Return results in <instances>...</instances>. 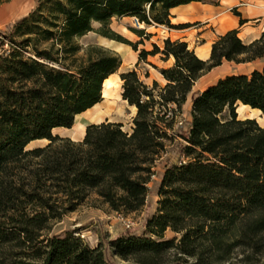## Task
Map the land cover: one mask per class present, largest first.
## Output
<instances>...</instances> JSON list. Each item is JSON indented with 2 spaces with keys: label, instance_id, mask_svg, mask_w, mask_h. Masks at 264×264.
<instances>
[{
  "label": "trees",
  "instance_id": "1",
  "mask_svg": "<svg viewBox=\"0 0 264 264\" xmlns=\"http://www.w3.org/2000/svg\"><path fill=\"white\" fill-rule=\"evenodd\" d=\"M194 1L206 0H36L29 14L0 31V264H118L101 247L75 250L51 229L92 192L116 211L147 204L164 143L144 129L146 99L123 93L138 108L132 132L109 120L89 123L81 141L53 131L71 128L79 114L102 101L104 81L122 65L117 52L97 43L84 46L81 38L96 32L138 50L137 42L112 29L114 18L178 28L171 9ZM132 30L141 42L149 36L145 27ZM163 44L141 49L140 60L174 56V67L163 69L168 87L177 82L170 76L175 69L184 72L189 90L224 61L264 62V30L251 42L237 28L219 35L208 59L186 41L167 37ZM185 101L186 94L180 106ZM241 104L264 115V65L227 74L194 95L182 133L184 159L165 169L158 212L147 219L157 239L119 235L111 244L113 257L167 264L168 252L176 250L194 258L192 264H211L235 247L263 251L264 126L257 118H240ZM43 139L49 142L29 148ZM168 229L182 233L181 239H164Z\"/></svg>",
  "mask_w": 264,
  "mask_h": 264
},
{
  "label": "rangeland",
  "instance_id": "2",
  "mask_svg": "<svg viewBox=\"0 0 264 264\" xmlns=\"http://www.w3.org/2000/svg\"><path fill=\"white\" fill-rule=\"evenodd\" d=\"M35 2L36 0H28L26 2L23 0H4L3 3H0V31L7 29L11 23L29 14L35 7ZM251 25L260 29L264 26V20L259 18L253 19ZM96 27L98 26L96 25ZM113 27L126 39L136 42L140 39L132 30L136 27L133 17L114 18ZM166 29L168 28L166 27ZM151 31L160 34V36L153 39L164 46L162 39L164 35L169 36V33L167 31L156 30L155 28H151ZM173 37L175 38L176 34H173ZM80 42L84 46L95 43L114 45L108 39L99 36L96 32L87 34L81 38ZM198 42L200 40H196V43ZM148 47L152 49L150 43H148ZM138 48L142 49L144 45H138ZM126 63L128 65L131 62ZM171 63L172 61L162 60L160 55L149 57V62L143 61L140 65L132 62L131 65L133 68H137L138 74L137 76L128 77L127 80L123 79L124 75L121 74V70H117L114 75L110 76L112 84L109 88L105 87L104 93L106 94V98L95 108L94 114L90 115V112H87L77 117L71 128L61 127L53 131L54 135L69 137L74 141H81L83 139L82 132L84 127L97 113L105 112L110 114V117L114 120H122L124 122V129L132 132L136 127L138 108L136 105H130L129 101L124 98L123 93L126 92L136 98L144 96L146 100L142 115L147 116L144 129L155 133L156 139L164 143V147L161 148V156L153 168L155 173L152 175V181L149 183L150 193L148 202L144 207L135 211H116L95 192H92L76 210L68 212L62 220L54 222L51 234L68 237L75 250L101 247L114 262L118 264H132L131 261L122 260L118 256L113 257L111 254V244L119 235L128 234L140 238L157 239L149 231L147 219L153 217L158 212V201L160 199L158 190L165 169L184 159L181 153V145L185 143L182 133H186L189 127L194 95L199 91L205 90L227 73H248L254 68H261L264 65V62L261 60L249 64L227 65L215 72L206 73L193 83L189 91L188 87L190 84L185 79L184 72L181 70L176 71L177 69L174 72H170V76L174 77L177 82H173L172 86L168 87V79L164 76L163 69L174 67V62L172 63V67H170ZM154 80L158 82V85H154ZM184 94H186V101L180 106V100H182ZM238 113L240 118L254 117L257 118L261 125H264V119H260L259 113L243 104L239 106ZM141 119H144V117L142 116ZM48 142V139L38 140L31 143L29 148L43 146ZM127 225L130 226L128 227ZM181 237L182 233L168 229L164 239H175L178 242ZM258 248L263 249V251L254 252L252 249L240 246L235 247L228 258L212 262L211 264H264V239H262ZM179 256L181 254H177L176 250H171L167 254L169 260L167 264H174L175 261H180L183 264L195 262L194 258L187 255Z\"/></svg>",
  "mask_w": 264,
  "mask_h": 264
},
{
  "label": "crops",
  "instance_id": "3",
  "mask_svg": "<svg viewBox=\"0 0 264 264\" xmlns=\"http://www.w3.org/2000/svg\"><path fill=\"white\" fill-rule=\"evenodd\" d=\"M234 7L237 8V10L241 12L242 16H237L233 12ZM122 18H132V17L125 16ZM257 18L264 20V0L194 1L188 4H182V5L175 6L171 9V22L172 24L180 25L178 28H169L168 30L166 29V26L164 25L145 26L146 35L148 34L149 36L144 37L143 42H141V37H139L140 39L137 42L139 45L141 44L144 45V48L142 49H146L148 51L153 49L154 43H157L160 47H163L162 44H160L159 42L153 39L154 37L160 36L159 33L155 31L154 32L151 31V28H155L156 30H162L163 32L167 31L169 33L170 38H172L173 40L180 39V40L188 42L189 47L195 50L198 57L202 59H208L211 55V49H212L213 42L218 38L219 35L225 34L227 31L231 29H234V28L239 29V36L245 42H251L254 39L258 38L261 35L262 31L264 30V26L261 27L260 29H257L256 27L251 25L252 20L257 19ZM241 19L245 20L244 24H241ZM111 27L113 30H115L113 27V22L111 24ZM115 31L118 32L117 30ZM173 34H176L175 38L173 37ZM98 35L102 36L103 38L108 39L110 42L114 44V45L107 44L103 46L117 52L121 56L122 65L119 67L118 70H121V74L123 75L131 71L138 72L137 68L132 67L131 65L132 62L136 63L137 65H140L141 62L143 61L149 62V57H157L160 55L162 58L163 56V54L158 53L156 55H149L146 60H140V51H141L140 48L138 50H135L133 46L127 43H124V42H121L115 39H111V38L105 37L100 34ZM169 36L164 35L162 40L164 41V39ZM196 40L198 41L200 40V42L196 43ZM132 42L136 43V41H132ZM148 43H150V46L152 47V49H149ZM162 60L172 61V63L174 62L173 64H175L174 56H170L166 60L162 58ZM126 62H131V63L126 65L127 64ZM172 63L170 67H172ZM227 65L233 66V65H240V64H236L234 62H229V61H224L222 65L215 67L210 72H215L221 68L226 67ZM231 73H227V74H231ZM227 74H225V76ZM112 75H114V73ZM225 76H221V78ZM148 77H149V74H148ZM155 81L156 80H154V82ZM104 92H105V85L103 89L102 101L95 104L93 107L89 108L88 110L82 112L77 117L87 112H90L89 113L90 115L94 114L95 108L99 106L106 98V94ZM106 120L124 123L122 120L112 119L110 117V114H107L105 112L97 113L96 116L89 123H100ZM86 126L84 127L85 129L82 132L83 138L85 136ZM123 128L125 127L123 126Z\"/></svg>",
  "mask_w": 264,
  "mask_h": 264
},
{
  "label": "bare ground",
  "instance_id": "4",
  "mask_svg": "<svg viewBox=\"0 0 264 264\" xmlns=\"http://www.w3.org/2000/svg\"><path fill=\"white\" fill-rule=\"evenodd\" d=\"M24 2H26V1H28V0H23ZM24 4V3H23ZM21 5V4H20ZM27 6V5H26ZM1 12H3L2 10H1ZM18 13V12H17ZM111 84H112V80H111V78L110 77H108L105 81H104V85H105V87H107V88H109L110 86H111ZM244 105V104H243ZM244 106H247V107H249L251 110H253V111H256L257 113H259V116H260V119H264V115L262 114V111L260 110V109H256V108H252V107H250V106H248V105H244ZM85 129V128H84ZM83 129V130H84Z\"/></svg>",
  "mask_w": 264,
  "mask_h": 264
},
{
  "label": "built area",
  "instance_id": "5",
  "mask_svg": "<svg viewBox=\"0 0 264 264\" xmlns=\"http://www.w3.org/2000/svg\"><path fill=\"white\" fill-rule=\"evenodd\" d=\"M134 19V21H135V24H136V27H138V28H144L145 27V25L144 24H142L137 18H133ZM143 26V27H142ZM168 28V27H167ZM169 29V28H168ZM128 227L130 226V225H127Z\"/></svg>",
  "mask_w": 264,
  "mask_h": 264
}]
</instances>
